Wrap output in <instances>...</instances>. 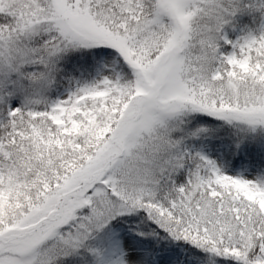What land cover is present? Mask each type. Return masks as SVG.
<instances>
[{
    "label": "snow or ice",
    "instance_id": "obj_1",
    "mask_svg": "<svg viewBox=\"0 0 264 264\" xmlns=\"http://www.w3.org/2000/svg\"><path fill=\"white\" fill-rule=\"evenodd\" d=\"M0 264H264V0H0Z\"/></svg>",
    "mask_w": 264,
    "mask_h": 264
}]
</instances>
